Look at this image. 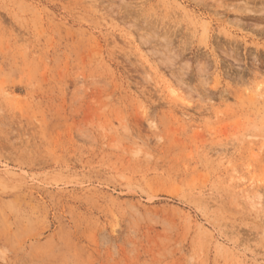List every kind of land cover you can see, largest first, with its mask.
Segmentation results:
<instances>
[{
	"label": "rangeland",
	"instance_id": "1",
	"mask_svg": "<svg viewBox=\"0 0 264 264\" xmlns=\"http://www.w3.org/2000/svg\"><path fill=\"white\" fill-rule=\"evenodd\" d=\"M260 6L0 0V264H264Z\"/></svg>",
	"mask_w": 264,
	"mask_h": 264
},
{
	"label": "bare ground",
	"instance_id": "2",
	"mask_svg": "<svg viewBox=\"0 0 264 264\" xmlns=\"http://www.w3.org/2000/svg\"><path fill=\"white\" fill-rule=\"evenodd\" d=\"M246 4H247V3H246ZM231 7H232V6H230V7H228V8L230 9ZM260 7H261V6H260ZM254 8H255V7H254ZM257 9H258V8H257ZM231 10H233V11H235V12H236V11H240V6H237V7L233 6V8H231ZM243 10L246 11V10H247V7H246V8L244 7ZM253 10H254V9H253ZM259 11H263V15H264V9H263L262 7L259 9ZM246 12H247V11H246ZM248 12H249V11H248ZM257 12H258V11H257ZM261 13H262V12H261ZM257 14H258V13H257ZM263 15H262V16H263ZM258 18H259V17H258ZM263 20H264V19H263ZM262 29H264V27H263ZM262 31H263V30H262ZM151 33H152V34L154 33V34L152 35V37H154V35H156V33L153 32V31H152ZM163 35H164V34H163ZM164 36H165V35H164ZM158 37L160 38V36H158ZM165 38H166V37H165ZM156 39H157V38H156ZM160 39H162V41L165 40L164 37H163V38H160ZM154 40H155V39H154ZM189 42H190V41H189ZM159 43H160V41H159ZM164 43H165V42H164ZM235 44H236V43H235ZM160 45H161V44H160ZM233 46L235 47V45H233ZM235 48H236V47H235ZM171 50H172V49H171ZM231 50L233 51L234 48L231 47ZM157 51H159V50H157ZM167 51H168V50H167ZM172 51H173V50H172ZM232 51H231V52H232ZM234 52L236 53L237 50H235ZM159 53H161V52L159 51ZM169 53H170V51H169ZM166 54H167V53H166ZM236 54H238V52H237ZM179 55H180V54H179ZM229 55H230V54H229ZM160 56H161V55H160ZM165 56H166V55H165ZM172 56H173V55H172ZM172 56L169 55V58H168L171 62H173V60H174V59H173L174 56H173V57H172ZM230 56H232V58H233L235 61H237V62L239 63V60L237 59V56H236V55H234L233 53H231ZM171 57H172V59H171ZM174 58H175V57H174ZM171 62H170V64H171ZM173 63H174V62H173ZM185 63H186V62H185ZM187 63H188V62H187ZM168 64H169V63H168ZM181 65H182V64H181ZM181 65H180V66H181ZM184 65H185V64L183 63V67L181 66V68H184ZM198 66H199V65H198ZM187 67H188V66H187ZM197 68H198V67H197ZM204 68H205V67H204ZM204 68L201 67L200 70H205L206 68H205V69H204ZM178 69H180V68L178 67ZM198 69H199V68H198ZM183 70H184V69H183ZM240 70H242V68H241ZM202 83L204 84V82H202ZM252 206H253V204H252Z\"/></svg>",
	"mask_w": 264,
	"mask_h": 264
}]
</instances>
